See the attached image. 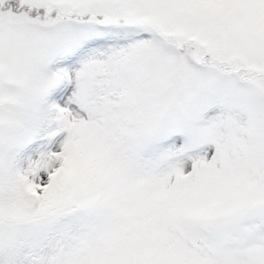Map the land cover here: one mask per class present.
Here are the masks:
<instances>
[{"label":"snow or ice","instance_id":"snow-or-ice-1","mask_svg":"<svg viewBox=\"0 0 264 264\" xmlns=\"http://www.w3.org/2000/svg\"><path fill=\"white\" fill-rule=\"evenodd\" d=\"M0 264H264V0H0Z\"/></svg>","mask_w":264,"mask_h":264}]
</instances>
